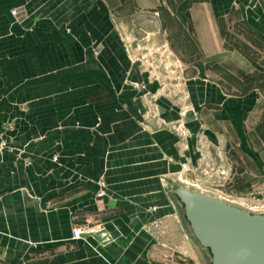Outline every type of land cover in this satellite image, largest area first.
Wrapping results in <instances>:
<instances>
[{
    "label": "crops",
    "instance_id": "1",
    "mask_svg": "<svg viewBox=\"0 0 264 264\" xmlns=\"http://www.w3.org/2000/svg\"><path fill=\"white\" fill-rule=\"evenodd\" d=\"M136 15L194 49L183 100L132 60ZM239 26L264 42V0H0V264H201L161 177L264 187V56Z\"/></svg>",
    "mask_w": 264,
    "mask_h": 264
},
{
    "label": "water",
    "instance_id": "2",
    "mask_svg": "<svg viewBox=\"0 0 264 264\" xmlns=\"http://www.w3.org/2000/svg\"><path fill=\"white\" fill-rule=\"evenodd\" d=\"M144 22L154 24L157 18ZM164 193L181 222L201 264H264V208L246 207L221 194L183 181L176 174L161 178ZM105 230L82 237L101 242ZM103 240V239H102Z\"/></svg>",
    "mask_w": 264,
    "mask_h": 264
},
{
    "label": "rangeland",
    "instance_id": "3",
    "mask_svg": "<svg viewBox=\"0 0 264 264\" xmlns=\"http://www.w3.org/2000/svg\"><path fill=\"white\" fill-rule=\"evenodd\" d=\"M13 11L16 10H12V14ZM127 22L132 25V29L134 30L128 37L129 53L132 60L139 65L138 69L150 72L152 77L154 76L153 74H159L161 80H164L167 88H169V92H172V96L176 100H183L184 95L180 89L182 88V83L184 81V72L189 70L185 57H189V55L186 56L189 51H191L190 55H193L192 51H194V49L192 46L191 48H186V50L182 48L180 49L179 46L178 48L176 47L177 45L186 42V36H183L181 31H178L177 33L172 32V34L168 33L167 36L162 35L159 32L158 35H155L157 31H155L154 24L140 20L139 15L129 18ZM165 40L169 41L168 45L164 42ZM231 41L238 49H240V51H243L253 61L259 62L261 61V57L264 56V42L260 37L252 34L242 26L236 28V30H234L231 34ZM248 41L251 43L250 46L247 44ZM260 64L262 65L264 63ZM230 82L232 85H235L233 80H230ZM177 124L179 133L182 136H185L186 132L183 123L179 122ZM230 160L234 161V158L230 156ZM183 171L184 172H182V174L176 173V175L181 180L189 182L186 176L189 173L188 169L184 168ZM205 175L206 177L200 179V184L193 182L189 183L196 184L198 186L201 185L200 187L205 190L214 191L204 188L207 186L206 178L208 172H205ZM227 178H230V176L227 175ZM247 192L245 191L242 197L239 196V198L235 197L233 194H230V197H223L231 201L241 203L246 207L256 209L264 207V187L258 186L248 193ZM173 215L179 231L185 237L182 226L180 225L181 222L174 213ZM165 227L166 223L164 220L160 221V223H158V232L161 233V231H165Z\"/></svg>",
    "mask_w": 264,
    "mask_h": 264
},
{
    "label": "built area",
    "instance_id": "4",
    "mask_svg": "<svg viewBox=\"0 0 264 264\" xmlns=\"http://www.w3.org/2000/svg\"><path fill=\"white\" fill-rule=\"evenodd\" d=\"M17 14V12L16 11H13V15H16ZM218 175L220 176V177H227V173H226V170H219L218 171ZM100 184L101 185H103V183L102 182H100ZM105 196V192H104V190H102V189H100L97 193H96V198H98V199H101V198H103ZM261 208H264V207H261ZM83 234H91L90 233V231H89V227H88V225L87 224H85V225H82V226H77V227H74L73 229H72V232H71V238L73 239V240H78V239H80V238H82V235ZM104 237H105V235H104ZM105 240V238L102 240V241H104Z\"/></svg>",
    "mask_w": 264,
    "mask_h": 264
}]
</instances>
